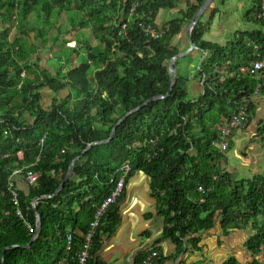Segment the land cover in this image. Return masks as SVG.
I'll return each mask as SVG.
<instances>
[{"label":"trees","instance_id":"16d2710c","mask_svg":"<svg viewBox=\"0 0 264 264\" xmlns=\"http://www.w3.org/2000/svg\"><path fill=\"white\" fill-rule=\"evenodd\" d=\"M194 1L151 39L143 26L158 28L160 12L175 8L176 0H0V264L11 246L16 248L5 252L6 264H77L90 223L126 164L131 168L127 181L136 171L151 178L165 236L181 249L189 240L200 250L195 235L220 220L224 235L253 231L245 246L254 259L230 258L224 264H264L257 258L264 250V174L235 178L221 168L224 155L211 146L244 98L251 120L252 97L257 90L264 93V68L241 72L264 59L262 0H251L245 12L255 28L236 32L225 46L206 40L208 24L199 21L193 41L206 55L197 76L203 93L191 99L175 65L177 82L167 96L169 62L180 53L174 41L206 0ZM65 18L69 28L63 27ZM123 23L127 31L119 35ZM63 49L70 53L66 59ZM41 50L53 52L55 72L41 69ZM44 89L68 96H58L45 109ZM160 96L164 100L121 123L110 142L88 149L109 139L128 112ZM77 157L71 179L52 197ZM24 168L39 179L29 185L28 195L15 186L17 204L9 183L13 172ZM46 196L51 197L42 199ZM35 199H40L36 208ZM119 201L102 218L87 264H94L101 237L115 231ZM35 209L42 227L27 249L36 233ZM68 235L73 237L70 252Z\"/></svg>","mask_w":264,"mask_h":264},{"label":"crops","instance_id":"0c3cea01","mask_svg":"<svg viewBox=\"0 0 264 264\" xmlns=\"http://www.w3.org/2000/svg\"><path fill=\"white\" fill-rule=\"evenodd\" d=\"M189 3L196 2L176 0L175 8L162 10L156 21L158 29L167 27L168 23L176 19ZM238 6L243 7L241 1L213 0L201 18L204 24L210 27L205 34L206 40L225 46L231 42L236 32L255 28L245 20V11L243 18H240ZM65 21V27L69 28L68 19L65 18ZM186 29L174 41V46L180 53L190 49ZM196 51L202 61L205 54L199 49H194L190 53ZM41 52L39 63L41 69L55 72L56 68L51 66L54 63L52 53L48 50ZM179 63L180 59L175 64L177 72L186 80L185 88L189 97L191 99L199 97L203 93L202 84L197 78L183 76ZM195 67L197 71L199 66ZM56 95L49 89L42 90L41 105L48 109L58 96L66 97L68 92H62L57 97ZM252 103L255 104V109L249 124L244 129L234 131L230 148L227 153H223L224 158L220 161L221 168L237 179H253L264 174V93L254 95ZM25 119L32 122L28 113H25ZM13 182L18 191L29 194L31 187L24 176L13 177ZM117 207L119 223L111 235L101 237V244L93 258L94 264H138L153 250L161 253L159 264H224L230 258H236L241 263L248 261L245 259L243 262L239 256L248 252L245 244L253 234L251 228L224 235L220 220H217L213 229L195 235L200 240L198 243L200 250H194L189 240L184 242L181 249L172 238L165 236V219L159 214L157 201L153 198L151 178L142 171H136L128 179ZM240 233L246 238L237 246L235 237ZM261 254H264V250ZM260 255L257 258L261 261ZM249 256L253 255L249 253Z\"/></svg>","mask_w":264,"mask_h":264},{"label":"built area","instance_id":"2783aa9c","mask_svg":"<svg viewBox=\"0 0 264 264\" xmlns=\"http://www.w3.org/2000/svg\"><path fill=\"white\" fill-rule=\"evenodd\" d=\"M262 4L264 9V0H262ZM262 15L264 17V12L262 13ZM143 29L145 35L151 39H158L162 32L153 25H144ZM126 31H127V23H123L121 25V30L119 35L126 34ZM263 68H264V59L262 61H256L255 63H253L250 69L248 67L242 68L241 72L242 74H246L247 72L250 71L252 74H255ZM24 75L25 74H22V77H24ZM249 122H250L249 101L248 99L244 98L243 103L241 104L238 112L229 121L228 125L222 128L218 139H215L211 142L212 147L218 149V151L221 153L228 152L234 131L239 129H244L245 127H247ZM25 170H27V168L17 169L13 172V175L14 176L23 175L30 186H35L38 182L39 175L33 172L32 170H28L25 173ZM130 172H131L130 165L126 164L125 166L122 167L121 175L116 182V187L113 193L103 202L102 206L99 209H97V212L95 213V216L92 222L90 223V229L84 237L85 240L83 246L81 247L79 253L76 256L77 264L88 263V260L91 257L90 253L93 247V242L97 235L98 229L101 225L102 218L107 212V209H109V207H111L113 204L118 202V200L123 196L126 187L127 176L129 175ZM9 187L11 189L12 195L16 203L18 204V192L15 188V184L13 182H10ZM37 203L38 201L36 200L33 201L32 205L34 208H36ZM21 209L22 208L18 205L17 214L20 216H22ZM66 242H67L66 249L68 252H70L72 250V245H73L72 235L67 236ZM160 257H161V253L157 250H153L149 254L145 255L138 264H159Z\"/></svg>","mask_w":264,"mask_h":264},{"label":"water","instance_id":"95a60500","mask_svg":"<svg viewBox=\"0 0 264 264\" xmlns=\"http://www.w3.org/2000/svg\"><path fill=\"white\" fill-rule=\"evenodd\" d=\"M213 2V0H206L205 3L201 6V8L197 11V13L195 14L193 20L188 24L187 26V29H186V35H187V40H188V43L190 44V49L185 51V52H182L180 54H177L170 62H169V71H170V74H171V87L167 93V96H170L171 93L173 92V89L176 85V82H177V74H176V69H175V64L176 62L187 56L192 50L194 49H198L197 48V45L194 43L193 41V30L194 28L197 26V24L199 23V21L201 20L203 14L205 13V11L209 8L210 4ZM164 96H160V97H154L146 102H144L141 106L131 110L130 112H128L118 123L117 125L114 127L113 129V132L111 134V136L109 137V139H107L106 141H103V142H100V143H93L91 144L88 149L92 146H95V145H101V144H106L108 142H110L115 134H116V130L118 128V126L123 123L131 114H133L134 112H136L137 110L147 106L148 104L156 101V100H159V99H163L164 100ZM87 149V150H88ZM86 150V151H87ZM80 157H77L73 162L72 164L70 165V168H69V171L67 173V176H66V179L65 181L60 185V187L57 189V191L55 192V194L52 196V197H55L57 196L61 190L64 188L65 184L67 183V181H69L73 175V171H74V167H75V164L76 162L78 161ZM146 174V173H145ZM51 196H46V197H42L43 198H49ZM40 199H36V201H38ZM36 214H37V228H36V233L34 235V237L32 238V240L30 241L29 245L25 246L24 248H27L29 249L31 244L37 239L38 237V234L40 233L41 231V227H42V218H41V215L39 214L38 210H36ZM12 248H16V246H11V247H8L6 248L3 253H2V262L3 264H6L5 263V252L8 250V249H12Z\"/></svg>","mask_w":264,"mask_h":264},{"label":"rangeland","instance_id":"374dc122","mask_svg":"<svg viewBox=\"0 0 264 264\" xmlns=\"http://www.w3.org/2000/svg\"><path fill=\"white\" fill-rule=\"evenodd\" d=\"M237 1H241L242 6H238V12L241 13L239 16L240 18H243V15H244V11L246 12V10H249L251 5H252V2L251 0H237ZM64 23V26L65 27V24H66V21L63 22ZM158 23V22H157ZM244 25L243 21H242V26ZM210 28V27H209ZM231 31V30H230ZM229 31V32H230ZM40 45V44H39ZM70 47H74L75 46V43L72 42L70 45ZM53 54V52H52ZM62 55H64L65 59L68 57V55L70 54L68 51H66L65 49L62 50L61 52ZM54 56V55H53ZM206 56V55H205ZM83 60V57H79L78 58V64L81 63V61ZM200 61H201V56H199L198 54V51L194 52V53H189L187 56L183 57L180 59V63H179V67H180V72L182 71V74L183 76H192L194 78H197L198 76V70L196 71V65L199 66L200 65ZM52 67L56 68L57 69V64L54 62L53 64H51ZM65 69H67V64L64 65ZM185 79V78H183ZM185 85H186V80L185 82H183ZM57 97V95H56ZM245 235L243 233H240L237 235V237H235L236 239V242H237V246L239 244H241L242 240L245 239ZM250 253V252H249ZM249 253H245V254H240V259H242V261L244 262L245 259L246 260H252V257L253 256H249ZM231 257V256H230ZM260 259L261 261H264V254H261L260 255ZM248 261L244 262V263H247Z\"/></svg>","mask_w":264,"mask_h":264},{"label":"clouds","instance_id":"9594fccd","mask_svg":"<svg viewBox=\"0 0 264 264\" xmlns=\"http://www.w3.org/2000/svg\"><path fill=\"white\" fill-rule=\"evenodd\" d=\"M258 91H259V90L256 91L255 95H256L257 93H259ZM211 146H212V145H211ZM217 150H218V149H217ZM219 153H221V152H219ZM226 153H227V152H226ZM222 154H223V153H222ZM126 184H127V182H126ZM121 198H122V197H121ZM121 198H120V199H121ZM35 200H36V199H35ZM118 201H119V200H118ZM90 258H91V257H90ZM160 259H161V257H160ZM139 262H140V261H139ZM159 263H160V260H159Z\"/></svg>","mask_w":264,"mask_h":264}]
</instances>
